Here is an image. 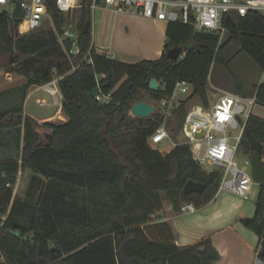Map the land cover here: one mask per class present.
I'll return each mask as SVG.
<instances>
[{"label":"trees","instance_id":"obj_1","mask_svg":"<svg viewBox=\"0 0 264 264\" xmlns=\"http://www.w3.org/2000/svg\"><path fill=\"white\" fill-rule=\"evenodd\" d=\"M92 2H81L79 54L70 57L72 42L62 44L52 27L19 35L18 22L0 12V55L11 62L7 73L27 80L0 93V252L6 264H174L186 253L202 264H216L220 255L210 239L180 248L168 224L152 225L165 202L179 212L183 203L202 207L217 193L219 173L204 171L181 141L185 109L171 130L178 145L165 154L148 141L161 121L155 116L132 118L130 112L145 96L159 101L171 95L182 79L207 105L211 66L231 62L223 52L232 42L264 69V16L251 12L228 19V39L221 43L216 35L169 23L160 58L125 63L92 45ZM48 10L61 33L66 17L53 1ZM177 46L184 52L174 63L168 52ZM103 74L100 83L103 93L111 95L108 103L92 95L97 76ZM55 76L62 77V111L68 121L44 123L51 133L45 141L41 125L25 115L24 106L31 87ZM152 80L163 81L165 89L152 91ZM256 92L264 101V86ZM235 93L245 96L241 88ZM247 128L262 144L264 156V120L252 116ZM244 149L252 152L248 141ZM27 170L33 177L26 196L14 199L18 176ZM190 180L206 188L184 195ZM241 222L264 242V186L254 216Z\"/></svg>","mask_w":264,"mask_h":264},{"label":"built area","instance_id":"obj_2","mask_svg":"<svg viewBox=\"0 0 264 264\" xmlns=\"http://www.w3.org/2000/svg\"><path fill=\"white\" fill-rule=\"evenodd\" d=\"M50 1L55 2L57 9L65 17L72 14L82 2V0H0V12L8 13L18 22L19 35L38 31L45 23H49L57 32L62 44H65L67 40L72 42V49L67 51V55L76 56L79 54L80 31L66 24L63 31L58 33L48 10ZM18 5L22 9L23 17L16 19L13 14ZM100 6L166 24L182 23L192 27L194 32L218 36L220 43L227 34L228 19L245 18L251 12L264 16V0H93L91 9L94 10ZM104 77L103 74L96 78L98 90L96 99L99 102L108 103L111 95L103 93L100 83ZM61 79L62 77L55 76L52 81L36 88L50 95L53 106L59 105L62 109L63 95L59 87ZM157 82L159 84L157 90H164L165 83ZM209 91L212 93V98ZM207 100L208 104H203L201 99L194 95L193 85L186 79L179 80L171 95L155 101V104L148 103L154 106V112L148 118L155 116L161 121L148 141L156 148L166 143H171L174 147L178 145L171 139V130H174L178 115L184 108L186 115L180 135L185 139L184 143L190 146L193 160L204 171L219 173L218 194L229 192L247 201L255 185L260 184L252 175L253 151L247 153L244 149V143L248 141L246 131L248 122L253 116V108L256 105L264 107V101L259 99L258 92L252 97H245L214 86L213 90L207 88ZM37 103L42 107L47 105L44 99ZM242 152L247 154V159L238 162V156ZM260 158L264 166L262 153ZM207 165L211 168L210 170L206 169ZM197 210L193 203L185 202L181 205L179 213L188 215ZM163 213V210L158 212V217ZM263 248L262 241L256 254L255 264H264L260 255ZM0 264H6V257L1 252Z\"/></svg>","mask_w":264,"mask_h":264},{"label":"crops","instance_id":"obj_3","mask_svg":"<svg viewBox=\"0 0 264 264\" xmlns=\"http://www.w3.org/2000/svg\"><path fill=\"white\" fill-rule=\"evenodd\" d=\"M120 19L123 20V23L124 19L127 20L128 25L137 22L151 29L149 41L144 52H142L145 57L139 61L156 60L162 56L168 43L166 33L169 24L146 19L135 14L117 12L101 6L96 8V28L94 22L92 23V45L97 52L105 53L116 59L113 48L118 24L121 22ZM95 35L96 43L94 41ZM119 61L125 63L139 62ZM6 74L16 73H7L6 71ZM16 87L19 86L4 89L0 93ZM31 88L28 91L26 102ZM146 103L150 102L146 101ZM247 201L229 192L216 193L209 203L198 207L195 213L188 215L174 211L172 205L165 202L163 215L159 216L152 225L168 224L174 236V243L180 248L194 245L202 239H210L213 247L220 255L216 264H255L260 239L241 222L243 219L253 217L256 211L255 206L247 204ZM176 261L177 263L174 264H202L197 256L189 253L180 255Z\"/></svg>","mask_w":264,"mask_h":264},{"label":"rangeland","instance_id":"obj_4","mask_svg":"<svg viewBox=\"0 0 264 264\" xmlns=\"http://www.w3.org/2000/svg\"><path fill=\"white\" fill-rule=\"evenodd\" d=\"M80 15L81 4L72 14L66 16V24L78 27ZM122 21L118 24L114 40L113 49H115L114 54L116 59L129 62H137L144 59L145 56L142 52H144L149 41L151 29L141 23L135 22L128 25L127 20L124 19V23ZM93 22L96 28V9L93 10L92 14V23ZM49 27L50 24L45 23L43 29H48ZM227 39L228 34H226L223 41H226ZM94 41L96 43V35ZM223 56L226 62H231L229 64L220 61L213 62L210 70L208 89L213 90L214 86L218 89L235 93L241 88V92L245 96L252 97L256 89L264 84V69L260 67L245 51H241V46L237 42H232L227 45L224 49ZM10 63L8 56L0 55V91L10 87L20 86L27 81L25 77L19 74H6L7 65ZM209 94L212 98V93L209 92ZM42 99L46 100V106L42 107L37 103ZM146 101L155 104V101L150 100L148 96L144 97V102ZM25 113H28V115L41 125L39 131L45 141L51 140V133L46 128L42 127L44 123L62 124L68 121V118L65 116L60 106H53L52 97L43 90H38L35 86L30 90L29 98L25 106ZM130 116L132 117L133 115L130 113ZM253 116L264 120V107L256 105L253 108ZM180 138L181 141L185 142V139L181 135ZM171 139L176 143L172 136ZM158 148L165 154L170 152L174 146L171 143H166ZM1 151L2 150H0V154ZM245 159H247V154L242 152L238 156V162H243ZM206 169L210 170L211 168L207 165ZM32 177L33 174L29 170L23 174H19L16 187L14 188V199L25 198ZM260 190L261 186L255 185L253 193L247 201V204L255 206V209Z\"/></svg>","mask_w":264,"mask_h":264},{"label":"water","instance_id":"obj_5","mask_svg":"<svg viewBox=\"0 0 264 264\" xmlns=\"http://www.w3.org/2000/svg\"><path fill=\"white\" fill-rule=\"evenodd\" d=\"M13 17L16 19L22 18L23 13L21 7L18 5ZM89 29V22L86 23L84 30L85 32H88ZM184 52V48L182 46H177L172 48L168 52V57L170 60L174 63H176L180 57L182 56ZM159 87V84L156 80H152L150 82V89L152 91H156ZM98 94V90L94 89L92 92V95L95 97ZM154 112V106L151 104H148L146 102H139L133 105L131 109V114L135 117L139 118H148L152 113ZM246 136L248 141L250 142L251 149L253 151V156H252V175L254 180L259 183L261 186H264V166L261 162V153L263 152V146L262 144L257 141L251 134L249 130L246 131ZM206 188L205 184L195 182L193 180H190L186 183L184 189H183V194L184 195H190L194 193H202L204 189ZM261 257L264 256V248L261 252Z\"/></svg>","mask_w":264,"mask_h":264}]
</instances>
